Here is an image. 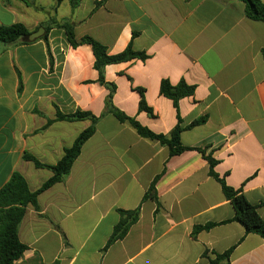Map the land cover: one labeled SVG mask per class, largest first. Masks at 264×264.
Listing matches in <instances>:
<instances>
[{
	"label": "crops",
	"instance_id": "obj_1",
	"mask_svg": "<svg viewBox=\"0 0 264 264\" xmlns=\"http://www.w3.org/2000/svg\"><path fill=\"white\" fill-rule=\"evenodd\" d=\"M54 20L110 55L146 53L105 68L113 105L156 134L169 135L180 118L181 144L217 160V175L264 220V21L248 19L242 0H80L75 10L69 0H0V27H50L47 38L0 50V190L16 172L39 189L53 172L24 156L56 165L92 125L58 113L99 118L66 180L39 196L38 210L27 208L19 239L28 250L16 264H208L229 250L231 264H264V239L233 220L205 156H171L108 112L91 46L73 48ZM165 80L194 87L178 110L160 92ZM157 177V201L144 200ZM137 208L138 222L104 251L119 211Z\"/></svg>",
	"mask_w": 264,
	"mask_h": 264
},
{
	"label": "trees",
	"instance_id": "obj_2",
	"mask_svg": "<svg viewBox=\"0 0 264 264\" xmlns=\"http://www.w3.org/2000/svg\"><path fill=\"white\" fill-rule=\"evenodd\" d=\"M22 1L26 2V0ZM69 2L72 10H75L79 6L80 0H69ZM242 2L245 4V15L248 19L253 21H264V2L262 0H242ZM53 25L65 30L67 40L73 48L83 44L91 46L95 57L94 67L99 73V82L105 85L109 90L106 101L108 112L112 113L120 122L129 123L140 136L167 146L170 149L171 156L179 155L187 150H197L201 152L209 162L210 175L221 184L226 199L229 200L234 207L235 217L233 220L240 223L247 233L258 234L264 239V220L259 215L258 208L246 199L242 189L229 187L225 180L217 175L214 168L218 161L211 155L206 156V151L204 149H190L181 144V133L184 128L181 126L180 118L178 125L169 135L156 134L143 127L136 119L119 111L113 105V96L116 87L105 81V68L111 64L127 62L133 59L144 61L148 58V55L146 53L134 52L131 46H128V48L120 54L110 55L105 46L90 37L77 39L73 26L69 23H60L54 20ZM49 31L50 27L46 26V33L40 39L47 38ZM30 34L31 32L21 23L0 27V50L10 45L29 44ZM160 92L165 97L173 100L174 106L178 110L179 101L184 97L193 95L194 87L187 85L185 82L173 86L169 81L165 80L161 83ZM140 110L152 114L151 108L148 107L144 101L140 103ZM56 120H90L92 125L79 135L71 148L65 150L62 159L56 165L43 164L30 154L24 156V159L33 162L36 168H48L53 172V176L39 189L31 191L25 177L21 173L16 172L12 175L9 182L0 190V264H16V262L25 255L28 247L19 239V228L27 213V208L32 206L38 210L39 196L54 185L66 180L74 162L81 153L83 145L94 135L99 118L89 112L77 111L71 115L58 113ZM203 122H205V118L192 122L187 128L194 127ZM158 178L159 177L152 182L148 192L144 196V200L151 198L157 201L156 183ZM119 213L121 216L120 221L116 225L104 251L115 242L124 239L131 227L136 224L140 218V208L132 211H119ZM212 226L213 225L198 227L195 229V232L209 229ZM208 264H231V251L229 250L223 254L214 253V257L210 259Z\"/></svg>",
	"mask_w": 264,
	"mask_h": 264
},
{
	"label": "water",
	"instance_id": "obj_3",
	"mask_svg": "<svg viewBox=\"0 0 264 264\" xmlns=\"http://www.w3.org/2000/svg\"><path fill=\"white\" fill-rule=\"evenodd\" d=\"M44 34H45V28L41 27L38 31L30 34L29 40L30 41H35L36 39H39V38L43 37Z\"/></svg>",
	"mask_w": 264,
	"mask_h": 264
}]
</instances>
